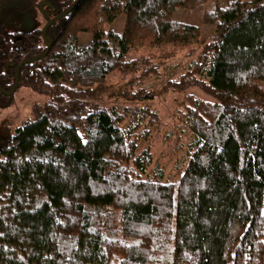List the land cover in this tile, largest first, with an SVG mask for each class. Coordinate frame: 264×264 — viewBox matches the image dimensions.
Returning <instances> with one entry per match:
<instances>
[{
	"label": "trees",
	"instance_id": "1",
	"mask_svg": "<svg viewBox=\"0 0 264 264\" xmlns=\"http://www.w3.org/2000/svg\"><path fill=\"white\" fill-rule=\"evenodd\" d=\"M42 3L0 25V108L45 97L0 122V264H264V0Z\"/></svg>",
	"mask_w": 264,
	"mask_h": 264
},
{
	"label": "rangeland",
	"instance_id": "2",
	"mask_svg": "<svg viewBox=\"0 0 264 264\" xmlns=\"http://www.w3.org/2000/svg\"><path fill=\"white\" fill-rule=\"evenodd\" d=\"M42 1L43 0H0V25L3 24L6 31L11 32H29L34 29L41 28L47 23V17L44 12L48 10V6L46 8L43 7ZM124 25L125 15L122 14L114 22L109 24L107 28H111L118 33H122ZM206 31L207 30L203 29L202 34H205ZM81 37L82 41L86 43L90 36L89 34H84ZM185 53V51L181 52L175 59L171 60V63H168L175 66L176 70L173 73V76H177L180 73L182 65L184 64V67L185 64H187L188 58ZM139 54L140 53H135V56H138ZM15 97L16 104L14 106L7 109H0V122L8 125L6 131H12L17 126L22 125L24 121L29 119L32 115L33 105L36 102L43 103L45 100L43 95L35 93L26 87H21L16 92ZM181 98V94H172L165 91L158 96V99L150 101L149 104L153 108L159 110L165 123L173 124L174 122L175 124L173 113ZM161 131L158 134L157 143H161L160 140L163 135ZM171 144L173 146V143L171 142H167V145L164 144L166 148L163 152L162 146H158L157 144L156 147L158 158H161L162 163L164 162L168 165H170V162H173V158L171 157L172 159H169V157H167L164 153L169 151Z\"/></svg>",
	"mask_w": 264,
	"mask_h": 264
},
{
	"label": "water",
	"instance_id": "3",
	"mask_svg": "<svg viewBox=\"0 0 264 264\" xmlns=\"http://www.w3.org/2000/svg\"><path fill=\"white\" fill-rule=\"evenodd\" d=\"M72 9V8H71ZM69 11H70V9H69ZM66 13V12H65ZM65 13H63V14H65ZM60 16H58V17H56V18H54V19H52L51 21H49V22H47L46 23V25L43 27V29H42V33H43V35L45 34V31H46V29H47V27L54 21V20H56L57 18H59ZM32 59H30V60H26V61H23L22 63H21V65H23V64H25L26 62H29V61H31ZM19 69V68H18ZM17 84H18V80H16V82H15V86H14V88L12 89V91L11 92H9V93H7V95H12L14 92H15V90H16V87H17Z\"/></svg>",
	"mask_w": 264,
	"mask_h": 264
},
{
	"label": "flooded vegetation",
	"instance_id": "4",
	"mask_svg": "<svg viewBox=\"0 0 264 264\" xmlns=\"http://www.w3.org/2000/svg\"><path fill=\"white\" fill-rule=\"evenodd\" d=\"M42 5H43V7H46V5H45L44 3H42ZM44 9H45V8H44ZM45 25H46V24H45ZM20 66H21V64L18 66L19 69H20ZM18 68H17V71L19 70ZM15 91H16V90H15ZM14 93H15V92H14ZM14 93H13V94H14ZM5 94H7V92H5ZM13 94H12V95H13ZM0 109H1V108H0ZM0 115H1V113H0Z\"/></svg>",
	"mask_w": 264,
	"mask_h": 264
},
{
	"label": "bare ground",
	"instance_id": "5",
	"mask_svg": "<svg viewBox=\"0 0 264 264\" xmlns=\"http://www.w3.org/2000/svg\"><path fill=\"white\" fill-rule=\"evenodd\" d=\"M67 13V12H66Z\"/></svg>",
	"mask_w": 264,
	"mask_h": 264
}]
</instances>
